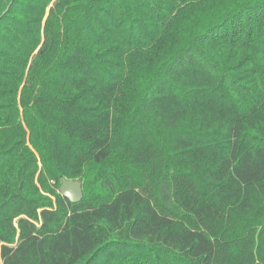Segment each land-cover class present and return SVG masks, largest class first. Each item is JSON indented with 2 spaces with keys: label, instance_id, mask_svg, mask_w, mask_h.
<instances>
[{
  "label": "trees",
  "instance_id": "16d2710c",
  "mask_svg": "<svg viewBox=\"0 0 264 264\" xmlns=\"http://www.w3.org/2000/svg\"><path fill=\"white\" fill-rule=\"evenodd\" d=\"M0 264H264V0H0Z\"/></svg>",
  "mask_w": 264,
  "mask_h": 264
},
{
  "label": "water",
  "instance_id": "95a60500",
  "mask_svg": "<svg viewBox=\"0 0 264 264\" xmlns=\"http://www.w3.org/2000/svg\"><path fill=\"white\" fill-rule=\"evenodd\" d=\"M58 192L72 203H76L82 198V187L81 181L77 179H65L63 178Z\"/></svg>",
  "mask_w": 264,
  "mask_h": 264
}]
</instances>
